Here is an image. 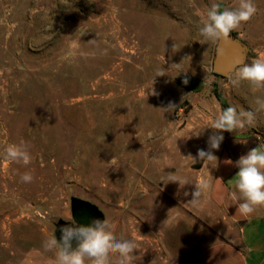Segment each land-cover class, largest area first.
<instances>
[{
	"label": "rangeland",
	"instance_id": "1",
	"mask_svg": "<svg viewBox=\"0 0 264 264\" xmlns=\"http://www.w3.org/2000/svg\"><path fill=\"white\" fill-rule=\"evenodd\" d=\"M238 2L0 0V264H53L57 250L44 243L74 222L73 199L98 207L117 239L137 243L133 264H158L157 238L187 233L189 218L200 229L219 217L203 196L189 203L204 162L186 157L208 151L211 134L185 138L195 94L179 79L204 82L199 107L214 118L215 84L238 112L256 110L264 89L225 88L228 77L212 71L217 43L198 41L202 11ZM254 3L257 14L234 30L250 48L246 63L264 55V0ZM169 102L175 110L163 112ZM222 133V143L251 136L264 145V110L254 127ZM8 144L26 146L31 162H6ZM113 157L119 169L109 168ZM169 173L186 184L168 182Z\"/></svg>",
	"mask_w": 264,
	"mask_h": 264
},
{
	"label": "clouds",
	"instance_id": "2",
	"mask_svg": "<svg viewBox=\"0 0 264 264\" xmlns=\"http://www.w3.org/2000/svg\"><path fill=\"white\" fill-rule=\"evenodd\" d=\"M257 12L258 8L254 0H239L237 6L231 9L225 8L224 10H220L219 4H212L211 7L200 13L201 26L198 33L201 38L198 41L202 45L209 42H227L230 33L250 21ZM164 75V72H159L157 76ZM241 82H247L254 91L264 89V55L258 56L251 63L240 65L235 70L234 77L229 75L225 88L238 87ZM188 83L189 80L185 78L183 84L187 85ZM152 85L148 95L158 96L159 93L153 89ZM256 104L257 108L254 111L240 110L238 112L235 106L227 107L211 120L209 127L220 132H233L242 130L245 127H254L256 113L264 110V99L257 98ZM175 108L176 105L169 102L167 107L160 109L163 112H171ZM164 134H167L166 129ZM195 135L198 136L199 133ZM185 138L190 139L191 136ZM223 140V135L214 133L208 139V151L199 149L196 157L189 154L186 158L190 159L192 164H195L197 159L203 161L204 165L211 161L217 162L218 158L212 150H219ZM31 159L32 157L24 145L8 144L4 150V160L6 162H22L24 165H28ZM224 163L232 165L233 161L227 159ZM108 164L109 168L119 169L115 157ZM168 166L172 167L171 163ZM235 166L239 169L236 174V191L230 192L228 195L232 203L237 205V211L248 217L254 214L258 208L264 207V151L257 147L251 149L235 162ZM21 180L30 183L33 176L31 173H25L21 176ZM168 182H178L181 187L186 184L175 173H169ZM195 188L196 190L192 193L193 198L189 203L198 207L201 204L202 195L211 188V185L207 180L202 179L195 185ZM216 197L220 203H223L225 199L224 191L218 189ZM59 231L61 232L59 241L53 235L44 243L45 251L57 250L53 264H87V262H90V264H110V255L118 256L117 264H133L135 260L136 256L133 255V252L138 247L137 243L130 239H117L113 232V226L107 219L95 218L88 224L62 226ZM73 241L78 242V246L75 248L72 246Z\"/></svg>",
	"mask_w": 264,
	"mask_h": 264
},
{
	"label": "crops",
	"instance_id": "3",
	"mask_svg": "<svg viewBox=\"0 0 264 264\" xmlns=\"http://www.w3.org/2000/svg\"><path fill=\"white\" fill-rule=\"evenodd\" d=\"M194 94L195 110L190 117L191 132L188 135H227L209 127L214 117L206 107H199L204 104L203 95ZM213 105L218 115L222 111L219 101H213ZM256 147L264 151L261 142L248 136L233 138L230 142L221 143L219 150H212L218 158L217 162L202 165L194 177L198 182L204 179L210 183L211 188L202 195V202L211 204L220 215L207 218V226L200 229H197L196 221L189 218L187 233L179 227L176 232L174 230L171 234L164 233L158 237V264H264V207L245 217L237 211V205L228 195L236 191L239 169L235 162ZM227 159H231L233 164H225ZM218 189L225 193L223 203L217 200Z\"/></svg>",
	"mask_w": 264,
	"mask_h": 264
},
{
	"label": "water",
	"instance_id": "4",
	"mask_svg": "<svg viewBox=\"0 0 264 264\" xmlns=\"http://www.w3.org/2000/svg\"><path fill=\"white\" fill-rule=\"evenodd\" d=\"M218 49L220 50L218 52ZM250 57L249 46L238 36L234 31L230 33L227 42H218L216 45L215 55L212 63V71L222 77H229L242 64L246 63ZM189 83L183 84L184 79H179L181 86L189 92L197 93L204 87V82L195 77H187ZM72 214L74 221L77 224H88L93 219H105L103 213L95 205L83 201L81 199H73ZM73 222H61L57 228L56 236L59 241L61 232L59 229L62 226H69ZM73 248L78 246L77 241L72 242Z\"/></svg>",
	"mask_w": 264,
	"mask_h": 264
},
{
	"label": "trees",
	"instance_id": "5",
	"mask_svg": "<svg viewBox=\"0 0 264 264\" xmlns=\"http://www.w3.org/2000/svg\"><path fill=\"white\" fill-rule=\"evenodd\" d=\"M220 10H221V8H220ZM215 75L219 76L217 74H215ZM214 94H215L217 100L219 101L222 110L227 108V107H230V103H229L228 99L219 91L217 84H215V86H214Z\"/></svg>",
	"mask_w": 264,
	"mask_h": 264
},
{
	"label": "flooded vegetation",
	"instance_id": "6",
	"mask_svg": "<svg viewBox=\"0 0 264 264\" xmlns=\"http://www.w3.org/2000/svg\"><path fill=\"white\" fill-rule=\"evenodd\" d=\"M73 223H74V224H77V222H76V221H74Z\"/></svg>",
	"mask_w": 264,
	"mask_h": 264
}]
</instances>
